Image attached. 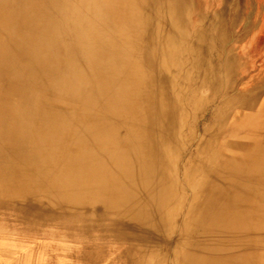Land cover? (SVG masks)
Here are the masks:
<instances>
[{
    "label": "bare ground",
    "instance_id": "1",
    "mask_svg": "<svg viewBox=\"0 0 264 264\" xmlns=\"http://www.w3.org/2000/svg\"><path fill=\"white\" fill-rule=\"evenodd\" d=\"M75 3L0 0L13 95L0 93V210L33 228L47 202L62 232L103 227L121 241L113 254L53 243L52 264H264V65L251 70L231 32L234 0L193 36L178 0ZM42 82L77 104L45 110ZM27 228L3 229L0 264H42Z\"/></svg>",
    "mask_w": 264,
    "mask_h": 264
},
{
    "label": "rangeland",
    "instance_id": "2",
    "mask_svg": "<svg viewBox=\"0 0 264 264\" xmlns=\"http://www.w3.org/2000/svg\"><path fill=\"white\" fill-rule=\"evenodd\" d=\"M75 2L77 3V0H71V4ZM76 3L75 5H77ZM234 3L241 15L242 19L240 22L242 24H238L236 22L234 31L231 32L236 38L238 35H240V40H242L244 37L246 38V49L250 58V61L247 62V65H249V68L251 70L253 69L257 71L260 66L264 65V0H234ZM222 5V0H178L177 9L179 13H182L181 15L179 14V20L183 32H185L186 35H190L191 33L194 35V31L201 30L203 26L205 27L209 25V22L211 21V19H213L210 18L209 21V16H211L214 11H217V9L221 8ZM88 7L91 8V6L89 5ZM181 9H183L184 12ZM89 11H86V15H89L87 13ZM225 14H227V12ZM74 34L75 32L73 31L72 35ZM192 34L191 36H193ZM233 36L230 39L225 40L226 42H224V44L222 43L221 48L219 49L220 54H224V56H222L223 59H221V61L225 59V65L226 60L228 59V55L235 53L239 49L238 45L236 44L237 41L233 38ZM73 44L74 41L72 40L71 58L75 59L73 56L77 57V55L74 52L75 50L73 48ZM225 53L228 55H225ZM209 56L210 57L208 58L211 62H219L215 55L213 56L212 54H209ZM76 62H79L80 66L81 59H76ZM221 64H223V62H221ZM216 66L219 68V65ZM237 72L238 71H236V73ZM253 74L254 73H252V75ZM8 88L9 82L7 81V77H3L0 74V93L5 95L6 99L12 100L13 95L11 94ZM233 90L234 92L232 91L230 92V94L235 93L236 89L233 88ZM53 91L54 89L52 90L45 83L42 82L32 92L34 96H36V94L37 96L40 95V98L43 99L42 103H47L46 107L44 108L45 110L54 111V109H62L70 107L71 105L74 107L77 104L75 103V101H71V99L69 98H54ZM207 93V91L203 92V94L205 95H207ZM216 101H219V97ZM211 110L212 109L210 107L208 108L207 112H202V116L200 118L201 125L208 126L209 128L213 126V121L208 115ZM185 133L186 129H184L183 131V134ZM16 162L18 161L16 160ZM3 210H0V219H3V221L5 220V223H7L8 225L19 226L15 228H3L5 232L11 233L14 238L15 234L19 232V228H21L22 231L23 227H27H25L24 223H22V218L17 213L12 212L9 209H5L4 211ZM41 211V218L39 219L38 224L35 225L33 228H27L30 229L29 235L23 233L24 235H22L21 240H23L26 244L29 243L30 247L33 245L31 242H33L34 240L36 241V245H38L40 249L43 250L37 252L39 258L41 257L40 260L42 264H52V261L55 260V255L61 256L62 253L59 252V249L56 251H52L51 246L53 245V243L57 244V247H60L61 245H64L67 242L72 243L74 245L88 244L94 247L98 246L102 248L101 250L103 254H113V247H118L119 244H121V241H119L118 239H116V237L105 231L103 227H100L99 229L89 228V230L84 229L82 231L68 230V233L64 230L62 232V229L59 227V224L56 222L55 219V216H58L59 213L58 208H55L49 205L47 202H44ZM3 229H0V237L4 236ZM87 232L88 239L87 237L86 239H84ZM29 236H31V242L28 239ZM34 237L35 239L33 240L32 238Z\"/></svg>",
    "mask_w": 264,
    "mask_h": 264
}]
</instances>
